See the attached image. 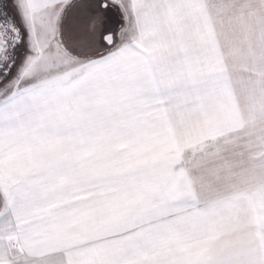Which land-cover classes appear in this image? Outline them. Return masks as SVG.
<instances>
[{
	"label": "snow or ice",
	"instance_id": "6c2138e0",
	"mask_svg": "<svg viewBox=\"0 0 264 264\" xmlns=\"http://www.w3.org/2000/svg\"><path fill=\"white\" fill-rule=\"evenodd\" d=\"M0 264H264V0H0Z\"/></svg>",
	"mask_w": 264,
	"mask_h": 264
}]
</instances>
